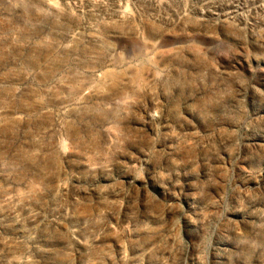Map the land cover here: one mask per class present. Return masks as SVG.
Listing matches in <instances>:
<instances>
[{"label":"rangeland","instance_id":"rangeland-1","mask_svg":"<svg viewBox=\"0 0 264 264\" xmlns=\"http://www.w3.org/2000/svg\"><path fill=\"white\" fill-rule=\"evenodd\" d=\"M0 264H264V0H0Z\"/></svg>","mask_w":264,"mask_h":264}]
</instances>
